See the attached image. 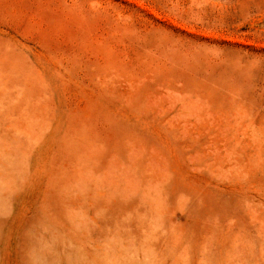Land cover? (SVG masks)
I'll return each mask as SVG.
<instances>
[{"label": "rangeland", "instance_id": "obj_1", "mask_svg": "<svg viewBox=\"0 0 264 264\" xmlns=\"http://www.w3.org/2000/svg\"><path fill=\"white\" fill-rule=\"evenodd\" d=\"M0 264H264V0H0Z\"/></svg>", "mask_w": 264, "mask_h": 264}]
</instances>
